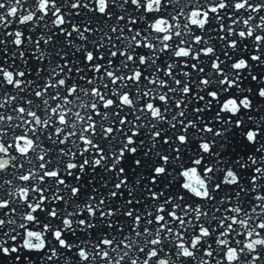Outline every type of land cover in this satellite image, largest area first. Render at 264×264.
<instances>
[{"label":"snow or ice","instance_id":"1","mask_svg":"<svg viewBox=\"0 0 264 264\" xmlns=\"http://www.w3.org/2000/svg\"><path fill=\"white\" fill-rule=\"evenodd\" d=\"M0 264H264V0H0Z\"/></svg>","mask_w":264,"mask_h":264}]
</instances>
